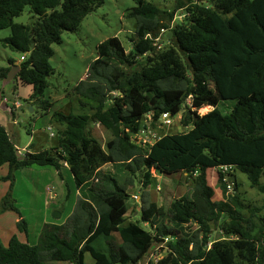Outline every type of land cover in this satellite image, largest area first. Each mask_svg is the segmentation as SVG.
<instances>
[{"label": "trees", "instance_id": "1", "mask_svg": "<svg viewBox=\"0 0 264 264\" xmlns=\"http://www.w3.org/2000/svg\"><path fill=\"white\" fill-rule=\"evenodd\" d=\"M134 1L128 14L136 21L130 51L119 36L101 42L86 78L74 88L98 103L93 114L54 112L51 118L65 126L57 145L29 149L23 158L9 129L0 123V167L8 164L2 178L10 182L0 211L17 212L21 230L28 234L29 228L13 197L17 170L53 167L63 178L67 164L81 192L64 222L43 224L36 244L13 235L5 245L0 238V264H141L162 243L167 251L150 264H264V204L247 216L241 210L244 199L240 193L227 195L224 181L229 176L239 188L235 172L240 171L264 194V0H175L172 11L149 0ZM103 3L0 0V29H10L3 43L28 54L15 77L17 87H32L27 104L40 102L50 113L52 102L44 94L54 72L53 44L62 41L65 31L78 29ZM27 6L33 21L15 22ZM179 10L186 14L177 20ZM164 28L169 45L161 49L155 38ZM10 69L0 67V80ZM190 95L195 110L185 113V125L192 126L188 131L165 134L153 144L132 140L131 133L141 130L148 113L154 122L163 112L177 114ZM228 99L236 104L224 112L219 104ZM205 106L214 108L200 114ZM93 121L111 131L105 145L91 132ZM107 164L115 170H104ZM221 166L230 167L229 173ZM153 168L160 174L185 175L193 193L168 207L143 199L141 220L127 221L132 194L117 173L140 170L148 188ZM210 169L217 170L228 199H216Z\"/></svg>", "mask_w": 264, "mask_h": 264}, {"label": "rangeland", "instance_id": "2", "mask_svg": "<svg viewBox=\"0 0 264 264\" xmlns=\"http://www.w3.org/2000/svg\"><path fill=\"white\" fill-rule=\"evenodd\" d=\"M149 1L169 11H172L175 7V0ZM135 5L136 3L134 0H104L101 6L84 18L78 29L75 31H65L62 35V41L53 44L55 52L50 61L54 68V72L48 78L49 86L44 94V98L52 102V107L49 110L50 113H46L40 106V102H38V104L34 103L33 110L30 109V105L26 103V99L29 98V94L32 92L31 86L18 84L17 87L14 80L3 88L6 96L11 97L12 100H20L23 105L22 108L14 109L13 117H10L6 112L0 109V123L9 129L22 155L30 149V146H32L31 148L33 151H39L57 145L65 126L51 118L54 112H63L66 114H93L95 112L98 103L83 97L77 93L74 88L79 81L86 78L91 63L99 55L98 45L101 42L112 36H119L127 50L130 51L132 47L131 37L135 35L136 21L134 18L129 17L128 14L130 9ZM185 14V10L177 11V20L182 18ZM32 16L31 9L27 6L23 13L16 17L14 21L22 24H30L33 21ZM9 35V28L0 29V67L7 66L10 60L14 62L19 60L22 61L28 56L27 53L14 50L3 43V39ZM157 35L155 40L158 43V48H167L169 40L165 37V32L160 30L157 32ZM159 45H161V47H159ZM113 65H117V63L113 62ZM1 85L2 80H0V88ZM187 102L188 97L183 104ZM224 102H226V105H223ZM235 104L236 100L234 99L223 100V102L219 104V108L221 110L224 108V112H227L230 111ZM213 108V106H205L199 109V113H207ZM181 109V113L175 117L172 124L166 125L159 120L154 123V130L159 137L169 133L185 132L192 127L191 125L186 126L184 123L185 113H189V109H191L190 106L188 105L184 110L182 106ZM10 122L13 123L10 125ZM90 130L103 145L112 138L111 131L106 129L100 122L93 121L90 124ZM52 133H54V136H52ZM34 169L40 170L42 168L35 166ZM48 169L51 171V175L54 178L53 181L49 177L39 180L36 173H32L33 179L30 176L22 174L19 175L15 181L16 186L14 188H16L15 193H17L19 199L18 205L21 210L28 215V220L31 223V232H28V234H31L33 239L36 238V234H38V220L42 218L41 216L46 208L48 195H46L47 191L45 185L49 182L50 186L54 187V191L60 195L55 200L56 202H62L64 196H67L66 192L69 190L70 193V189L73 191L76 188L73 180L70 179L68 185H65L53 168ZM103 169L110 171L115 170L111 164L104 166ZM4 171L6 172V169L0 168V193H6L9 188L8 181L2 178V173H4ZM126 171L127 170H119L117 175L118 178L124 182V187L132 194V197L127 201L129 207L126 215L127 221L141 220L143 205L146 204V202H143V199L148 198L156 200L164 207H168L174 199L184 195L191 197L193 193L194 186L191 180H188L183 174H160L153 168L152 171L155 177L151 185L145 188L142 183L140 170H138L136 174ZM235 174L239 182V188L235 187L234 183H232V190L228 191L227 195H236L240 193L245 203L241 210L248 216L251 214L253 208L260 207L264 204V194L259 188L251 185L245 173L237 171ZM209 180L215 188L216 199H228L227 195L225 196L226 198L224 197L222 188L218 184V173L216 169L209 170ZM231 181L234 182L232 178ZM262 182H264V177ZM144 191L148 194H145ZM62 194L64 196H62ZM76 198L77 197L74 195L69 204L71 208L74 207L75 209L77 203ZM50 202L52 203L53 201L50 200ZM62 203H65V200ZM225 206L228 210L233 212V206L229 204ZM55 212L56 210L53 211L54 217ZM261 212L264 214L263 209ZM142 224L143 226L146 225L144 222H142ZM114 237L118 242L122 241L118 233H115ZM103 242L104 246H106L107 243L105 244L104 240ZM163 246V243L154 246L145 256L144 260H142L141 264L156 263L159 257H163L164 253L167 251V248L163 249ZM87 259L89 262L92 259L90 254L87 255Z\"/></svg>", "mask_w": 264, "mask_h": 264}, {"label": "crops", "instance_id": "3", "mask_svg": "<svg viewBox=\"0 0 264 264\" xmlns=\"http://www.w3.org/2000/svg\"><path fill=\"white\" fill-rule=\"evenodd\" d=\"M22 61L21 60L15 61V64L19 65ZM7 66H11L12 67L10 62H9V64ZM30 109L33 110V106H30ZM30 150L33 151L32 148H30ZM104 166H106V165H104ZM34 167L35 166L17 170L16 171V180H17V177L19 175H22V174H25V176H30L33 179V174L32 173H36V175H38V179L39 180H41V179L43 180L45 177H49L53 181L54 178L51 175V171L48 169V168H53V167H39V168H42L40 170H36V169H34ZM0 168L6 169V172L4 171V173H2V177L6 176L7 173H8L7 171L9 170L8 164H5V165L1 166ZM53 169L55 170L56 174H58V171L55 168H53ZM26 174H28V175H26ZM62 174H63V178L61 177V180L64 182L65 185H68V182H69L70 179L75 182L74 176H73L72 172L70 171V168H69V166L67 164L63 166ZM58 176H59V174H58ZM9 183L10 182L8 181V185H9ZM15 186L16 185H14V187ZM45 186H46L45 188H46V191H47L46 195H48L47 196V200H46L47 201L46 202V208L43 211V215L41 214L42 218H39V220H38L39 221L38 222L39 230H38V234H36V238L33 239L31 234H27L25 231L21 230L18 227V221L20 220V216H19V214L17 212H15L14 210H6V211H3V212L0 211V238H1L2 242L5 245H7L9 243V241H10V239H11V237L13 235H17L21 241L29 242L30 244H36L37 241H38V237H39V233L41 231V228H42V226H43V224L45 222L62 223L73 212L74 207L71 208V206L69 204L71 203L72 198H73L74 195H75V197H77L76 198L77 200H78L79 196L81 195V192H80L79 188L76 186V183H75V186H76L75 190L72 191V189H70V195H69L68 198H67L66 195L64 196L62 194V196H64L65 203H62L64 200L62 202H59V201L56 202L55 201L60 195L57 194L54 191V187L50 186L49 182ZM15 189L16 188H14V190H13V192H14L13 193V197H14V199L16 201V205L20 208V206L18 205L19 204V199L17 197V193H15ZM5 194L6 193H0V203H1V200H2V198H3V196ZM145 194H148V193H145ZM50 200H52L53 202L51 203ZM63 204L65 206H64V209L61 210V207H62ZM50 205H52V206H50ZM20 210H21V208H20ZM55 210L57 212H59V211L61 212L59 217H56V216L54 217L53 216V211H55ZM21 213H22L23 218H25L27 223H28V228H29L28 232H31V223L28 220V215H26L22 210H21ZM7 216H9V217H7ZM8 218H9V221H8ZM10 221H11V223H10ZM91 261H92V259L90 260V262Z\"/></svg>", "mask_w": 264, "mask_h": 264}, {"label": "built area", "instance_id": "4", "mask_svg": "<svg viewBox=\"0 0 264 264\" xmlns=\"http://www.w3.org/2000/svg\"><path fill=\"white\" fill-rule=\"evenodd\" d=\"M162 31L166 32V29L164 28V29H162ZM159 47H161V45H159ZM3 101H6L9 104L11 103L13 110L15 108H22V106H23L20 100H18V99L12 100L11 97H8L6 95L5 96L3 95ZM192 103H193V100H192V96L190 95L188 97V102L182 105L183 110L186 109L188 105L190 106L191 110H193V109L195 110V108L192 106ZM181 110L177 114H173L170 111L163 112L158 117V120L161 121L163 124L170 125L173 123L175 117L181 113ZM189 113H191V112L189 111ZM155 122L153 119V113H148L145 120H144V126L141 128V130L137 133H131L132 140L136 141L138 143H142V144H147V143L153 144L159 138L156 131L154 130L155 129L154 128ZM52 136H54V133H52ZM19 152L22 154V152L20 150H19ZM221 169L223 170V172L225 174L229 173V171H230V167H228V166H221ZM224 181L227 183L228 191L232 190V183H234V182L231 181V178L229 176H225ZM159 259H160V257H159ZM70 264H75V263H70Z\"/></svg>", "mask_w": 264, "mask_h": 264}, {"label": "water", "instance_id": "5", "mask_svg": "<svg viewBox=\"0 0 264 264\" xmlns=\"http://www.w3.org/2000/svg\"><path fill=\"white\" fill-rule=\"evenodd\" d=\"M19 70H20V65H18V64L12 65V67L9 70L8 74L6 75V77L2 80V85H1V88H0V109L2 111L6 112L10 117H13L14 110H13V107L9 103H7L6 101H3V95H4L3 88L8 83H10V82L15 80V77L18 74ZM12 123L13 122H10V125ZM18 155H19L20 158L24 157V155H22L20 152H18ZM55 216L59 217L60 216V212L56 211L55 212Z\"/></svg>", "mask_w": 264, "mask_h": 264}]
</instances>
